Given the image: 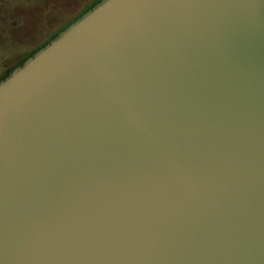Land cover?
Instances as JSON below:
<instances>
[{"label": "water", "instance_id": "water-1", "mask_svg": "<svg viewBox=\"0 0 264 264\" xmlns=\"http://www.w3.org/2000/svg\"><path fill=\"white\" fill-rule=\"evenodd\" d=\"M0 264H264V0H102L3 78Z\"/></svg>", "mask_w": 264, "mask_h": 264}, {"label": "rangeland", "instance_id": "rangeland-1", "mask_svg": "<svg viewBox=\"0 0 264 264\" xmlns=\"http://www.w3.org/2000/svg\"><path fill=\"white\" fill-rule=\"evenodd\" d=\"M93 1L0 0V78Z\"/></svg>", "mask_w": 264, "mask_h": 264}, {"label": "trees", "instance_id": "trees-1", "mask_svg": "<svg viewBox=\"0 0 264 264\" xmlns=\"http://www.w3.org/2000/svg\"><path fill=\"white\" fill-rule=\"evenodd\" d=\"M102 0H95L93 1L90 5H88L85 9H83L74 19H72L71 21H69L68 23H66L64 26H62L56 33H54L48 40H46L37 50L41 49L44 45H46L47 43H49L53 38H55L60 32H62L64 29H66L68 26H70L73 22H75L76 20H78L81 16H83L86 12H88L89 10H91L94 6H96L99 2H101ZM36 50V51H37ZM35 52H33L29 57H31ZM24 62V61H23ZM20 65V64H19ZM14 66L13 68H11V70L4 75L2 78H0V81L6 77L11 71H13L14 68L18 67Z\"/></svg>", "mask_w": 264, "mask_h": 264}, {"label": "flooded vegetation", "instance_id": "flooded-vegetation-1", "mask_svg": "<svg viewBox=\"0 0 264 264\" xmlns=\"http://www.w3.org/2000/svg\"><path fill=\"white\" fill-rule=\"evenodd\" d=\"M14 69H15V68H14ZM14 69H13V70H14ZM11 72H12V71H11ZM11 72H10V73H11ZM10 73H9V74H10ZM9 74H8V75H9ZM8 75H7V76H8ZM4 78H5V77H4Z\"/></svg>", "mask_w": 264, "mask_h": 264}]
</instances>
